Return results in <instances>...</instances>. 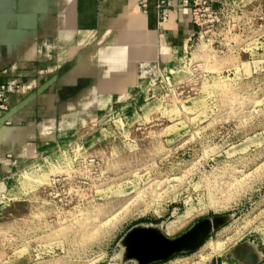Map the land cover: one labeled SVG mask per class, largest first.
Segmentation results:
<instances>
[{
	"label": "rangeland",
	"instance_id": "obj_1",
	"mask_svg": "<svg viewBox=\"0 0 264 264\" xmlns=\"http://www.w3.org/2000/svg\"><path fill=\"white\" fill-rule=\"evenodd\" d=\"M244 3L233 30L207 24L92 101L94 83L77 88L43 140L11 144L0 264H137L131 229L175 238L218 216L200 247L152 264H264V0Z\"/></svg>",
	"mask_w": 264,
	"mask_h": 264
},
{
	"label": "crops",
	"instance_id": "obj_2",
	"mask_svg": "<svg viewBox=\"0 0 264 264\" xmlns=\"http://www.w3.org/2000/svg\"><path fill=\"white\" fill-rule=\"evenodd\" d=\"M196 32L190 0H0V87L13 88L0 116V173L11 144L22 151L59 125L66 94L128 78Z\"/></svg>",
	"mask_w": 264,
	"mask_h": 264
},
{
	"label": "water",
	"instance_id": "obj_3",
	"mask_svg": "<svg viewBox=\"0 0 264 264\" xmlns=\"http://www.w3.org/2000/svg\"><path fill=\"white\" fill-rule=\"evenodd\" d=\"M225 220L226 218L220 216L201 220L175 238L156 233L151 227H135L124 237L123 261L152 264L181 252L195 250L207 240L213 230L223 225Z\"/></svg>",
	"mask_w": 264,
	"mask_h": 264
},
{
	"label": "built area",
	"instance_id": "obj_4",
	"mask_svg": "<svg viewBox=\"0 0 264 264\" xmlns=\"http://www.w3.org/2000/svg\"><path fill=\"white\" fill-rule=\"evenodd\" d=\"M190 2L192 20L197 27L196 34L201 37L207 24L215 28L222 21L225 23L224 28L233 30L236 24L235 17H239L246 7L244 0H190ZM12 89L9 84L0 87V116L8 108L6 94Z\"/></svg>",
	"mask_w": 264,
	"mask_h": 264
},
{
	"label": "bare ground",
	"instance_id": "obj_5",
	"mask_svg": "<svg viewBox=\"0 0 264 264\" xmlns=\"http://www.w3.org/2000/svg\"><path fill=\"white\" fill-rule=\"evenodd\" d=\"M98 88H99L98 84L95 83L89 89L81 92L78 102L80 103V102L92 101V99H94L96 96H98ZM153 231L156 233H160L161 230H160V228H154Z\"/></svg>",
	"mask_w": 264,
	"mask_h": 264
}]
</instances>
